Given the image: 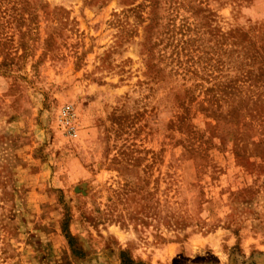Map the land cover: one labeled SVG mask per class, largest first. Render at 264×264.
<instances>
[{"label":"rangeland","instance_id":"1","mask_svg":"<svg viewBox=\"0 0 264 264\" xmlns=\"http://www.w3.org/2000/svg\"><path fill=\"white\" fill-rule=\"evenodd\" d=\"M122 253L264 264V0H0V264Z\"/></svg>","mask_w":264,"mask_h":264},{"label":"built area","instance_id":"2","mask_svg":"<svg viewBox=\"0 0 264 264\" xmlns=\"http://www.w3.org/2000/svg\"><path fill=\"white\" fill-rule=\"evenodd\" d=\"M77 114L70 105L61 107L57 117L58 127L67 135L73 136L77 132Z\"/></svg>","mask_w":264,"mask_h":264},{"label":"trees","instance_id":"3","mask_svg":"<svg viewBox=\"0 0 264 264\" xmlns=\"http://www.w3.org/2000/svg\"><path fill=\"white\" fill-rule=\"evenodd\" d=\"M72 251L74 254H76V256H79L77 255L78 253L73 248ZM120 264H140V263L134 262L131 258L128 257L126 253H122L120 257Z\"/></svg>","mask_w":264,"mask_h":264}]
</instances>
